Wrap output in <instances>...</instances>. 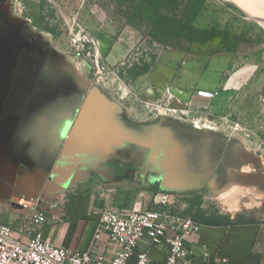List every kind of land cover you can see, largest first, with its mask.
Instances as JSON below:
<instances>
[{
    "label": "rangeland",
    "instance_id": "rangeland-1",
    "mask_svg": "<svg viewBox=\"0 0 264 264\" xmlns=\"http://www.w3.org/2000/svg\"><path fill=\"white\" fill-rule=\"evenodd\" d=\"M249 4L242 0H0V115L6 120L9 113L25 107L56 119V108H73L94 93L97 109L110 110L114 104L117 111L119 107L125 111L129 123L157 122L161 130L158 147L151 144L150 131H131L129 154L136 150L135 137L143 138V168L129 170L115 181L102 176L91 186L97 208L111 197L130 206L146 196L152 201L143 207H156L163 194H171L178 199L174 210L180 215L194 219L201 208L213 220L217 214L245 219L264 202V25L257 18L264 16L259 9L264 8V0L256 1L255 11ZM157 71L162 75L169 71L172 79L193 72L196 82L186 88L197 91L217 85L225 73L239 71L234 74L240 81L236 85L246 89L240 90L234 110L230 107L220 123L196 115L199 108L205 111L198 102L170 101L159 94L160 106L178 109L164 115L147 105L155 100L147 89L153 87L149 80ZM197 119L221 133L224 173L218 171L214 178L213 185L218 186L208 183V188L190 190L185 188L191 156L188 133ZM4 145L0 144V168L13 166ZM236 148L239 157H233L232 164L229 157ZM154 166L162 173L158 177ZM74 168L65 166V170ZM15 170L13 177L0 171V184L9 190L0 194L1 221L27 220L32 202L47 203V194L58 199L66 193L71 202L77 197L64 189L77 175L61 170L45 174L30 167L26 172ZM169 172L175 173V185L165 189L163 178Z\"/></svg>",
    "mask_w": 264,
    "mask_h": 264
},
{
    "label": "crops",
    "instance_id": "crops-1",
    "mask_svg": "<svg viewBox=\"0 0 264 264\" xmlns=\"http://www.w3.org/2000/svg\"><path fill=\"white\" fill-rule=\"evenodd\" d=\"M234 74L238 76L239 71L225 73L217 85L200 88L211 92L219 89V93L211 98L199 95V90L186 88L196 82L193 72L186 71L172 79L169 71H165L163 75L161 71H157L151 75L149 84L153 86L151 89L164 91L162 87L172 83V87H167L173 91L176 99L189 103L198 102L200 105L197 107H203L205 111L202 112L199 108L195 112L196 115H201L199 117H202L203 121L207 119L209 122L220 123V118L230 107L234 110L236 103L233 101L239 97L240 90L246 89L243 85H236L240 81H236ZM105 103L107 104L106 101ZM74 106L56 108V113H53L56 119H49L46 112H33L25 107L18 108L21 112L9 113L6 120L0 115V144L5 143L3 150L7 152L9 163H13V166H2L0 171L8 177L15 176V168L17 172L19 168L26 172L29 167L45 174L61 170L77 175L75 181L64 188L77 195L72 202L66 193L58 196V199L47 194V202L57 200L59 207L49 213L44 234L55 244L85 250L92 245L98 227V220L94 215L97 209L96 196L91 186L100 182L102 176L115 181L114 179L127 175L129 170H142L143 138L135 137L136 150L133 155L128 151V137L134 128H144L151 132V144L158 147L161 130L157 122H153L151 126L129 123L125 111L122 112L120 107L117 111L114 104L110 110L97 109L94 93L85 103ZM213 116L217 119L212 120ZM191 128L188 133L191 156L187 163L190 177L188 176V185L185 188H208V183L216 187L219 184L213 185L214 178L218 171L220 174L224 173V139L221 133L215 130L216 127L211 130L196 129L192 126ZM232 153L229 158L233 164V157H239V150L236 148ZM70 164L75 168L65 170V166ZM152 171L157 177L162 174L156 166ZM175 180V173L169 172L163 178L165 189L174 186ZM8 192L9 190L0 184V194L7 195ZM151 201L152 197L146 196L129 206L122 199L116 201L111 197L107 204L124 207L136 205L144 208V204L147 205ZM216 216L218 223H199L197 231L186 237L187 243L195 253V264H202L200 255L206 251L214 258L226 259L224 264H264V202L250 211L245 219H235L224 214ZM106 242L107 235L103 233L97 241L98 252H103L107 258H111L119 245L111 243L106 249ZM141 247L149 249L146 241L141 243ZM149 253L156 261L165 258L164 251L158 247L150 248Z\"/></svg>",
    "mask_w": 264,
    "mask_h": 264
},
{
    "label": "built area",
    "instance_id": "built-area-1",
    "mask_svg": "<svg viewBox=\"0 0 264 264\" xmlns=\"http://www.w3.org/2000/svg\"><path fill=\"white\" fill-rule=\"evenodd\" d=\"M76 16L77 14L74 15L75 18ZM147 92L150 99H155L147 103L151 109H156L164 115L178 111L159 104V94L166 96L170 101L176 99L170 88L162 93L149 88ZM215 94L217 91H199V95L208 98ZM161 108L165 111L162 112ZM194 127L212 129L202 124L201 119L195 120ZM155 204L156 207L144 208L106 204L97 208L94 215L98 220V227L93 243L89 248L80 250L55 244L44 234L49 213L59 207V202L53 200L43 205L32 202L27 220L15 224L0 220V264H195V253L187 243L186 237L197 231L199 222L192 217L178 214L174 210L178 207V199L171 194H163ZM103 233L107 235L106 249L111 243L119 245L111 258H107L103 252H98L97 241ZM144 241L148 243L149 249L161 248L165 253L164 260H154L149 249L141 247ZM226 262V259L214 258L207 251L200 255L202 264Z\"/></svg>",
    "mask_w": 264,
    "mask_h": 264
},
{
    "label": "trees",
    "instance_id": "trees-1",
    "mask_svg": "<svg viewBox=\"0 0 264 264\" xmlns=\"http://www.w3.org/2000/svg\"><path fill=\"white\" fill-rule=\"evenodd\" d=\"M185 200L189 201L191 203V205L193 206L192 199H189L187 197V198H185ZM192 206H191V208H192ZM197 212L198 213L194 216L195 221H197L199 223H213V222L218 223V221L216 219L213 220V219L207 217L208 216L207 213L204 210H202L201 208H199Z\"/></svg>",
    "mask_w": 264,
    "mask_h": 264
},
{
    "label": "bare ground",
    "instance_id": "bare-ground-1",
    "mask_svg": "<svg viewBox=\"0 0 264 264\" xmlns=\"http://www.w3.org/2000/svg\"><path fill=\"white\" fill-rule=\"evenodd\" d=\"M242 1H244V2H248V3H250L249 4V8H251V10L252 11H255V10H253V8H254V4H256V1H258V0H242ZM9 3V2H8ZM260 10H262V11H264V8H259ZM257 16V15H256ZM257 18H258V20L260 21V23L261 24H263L264 25V16H262L261 14H259L258 16H257ZM71 69V68H70ZM72 72L74 73V75L76 76V77H78V78H80V74H79V72L77 71V69H72ZM81 84H83V83H81ZM86 86V85H85ZM84 86V87H85ZM85 89V88H84ZM207 126V125H206ZM207 127H209V126H207ZM10 173V172H9ZM13 177V176H12Z\"/></svg>",
    "mask_w": 264,
    "mask_h": 264
},
{
    "label": "flooded vegetation",
    "instance_id": "flooded-vegetation-1",
    "mask_svg": "<svg viewBox=\"0 0 264 264\" xmlns=\"http://www.w3.org/2000/svg\"><path fill=\"white\" fill-rule=\"evenodd\" d=\"M215 91H217V94L219 93V91L218 90H215ZM215 91H212V92H215ZM216 95V94H215Z\"/></svg>",
    "mask_w": 264,
    "mask_h": 264
},
{
    "label": "water",
    "instance_id": "water-1",
    "mask_svg": "<svg viewBox=\"0 0 264 264\" xmlns=\"http://www.w3.org/2000/svg\"><path fill=\"white\" fill-rule=\"evenodd\" d=\"M85 92V91H84Z\"/></svg>",
    "mask_w": 264,
    "mask_h": 264
}]
</instances>
